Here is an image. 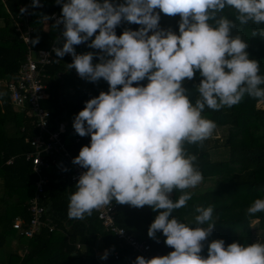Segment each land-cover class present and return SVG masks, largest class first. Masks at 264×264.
I'll use <instances>...</instances> for the list:
<instances>
[{"label": "clouds", "instance_id": "obj_1", "mask_svg": "<svg viewBox=\"0 0 264 264\" xmlns=\"http://www.w3.org/2000/svg\"><path fill=\"white\" fill-rule=\"evenodd\" d=\"M56 2L61 15L52 27L63 25L57 38L62 46L52 51L58 58L70 54L66 67L80 78L103 79L109 86L85 101L73 120L75 132L90 135V144L72 160L85 171L69 196L68 217L84 219L113 201L159 210L148 236L158 240L161 232L172 250L147 259L138 255L134 264H264V242L259 241L225 246L223 239H215L207 255L201 254L216 225L212 206L196 205L192 223L171 216L187 206L193 195L188 189L203 181L197 156L185 144L202 145L213 133L216 124L202 115L205 107L231 108L246 95L264 99L259 62L250 58L239 31L233 34L238 25L251 24V35L264 37V0ZM38 6L39 0H32V7ZM160 12L179 15V34L160 28ZM125 21L140 27L117 35ZM38 42V36L31 40ZM82 43L95 51L78 54L74 46ZM196 72L202 79L193 104L183 82ZM174 190L180 193L175 200L170 198ZM259 212H264V198L247 209L249 216ZM101 259H107V252Z\"/></svg>", "mask_w": 264, "mask_h": 264}, {"label": "trees", "instance_id": "obj_2", "mask_svg": "<svg viewBox=\"0 0 264 264\" xmlns=\"http://www.w3.org/2000/svg\"><path fill=\"white\" fill-rule=\"evenodd\" d=\"M25 1L5 0V7L0 0V19L3 20V25L0 26V79L14 77L24 59L26 48L11 25V16L18 15L19 6ZM41 1L42 8L33 7L30 10L34 36L39 37V42L33 45L34 48L49 47L55 39V30L44 29L43 21L47 20L42 17H50L53 12L61 14V5L56 0ZM113 2L119 3L122 0ZM225 14L233 18L232 10L226 9ZM179 21V15L168 16L160 12V28L171 29L179 34ZM139 27L125 21L117 26L116 34H122L126 28L137 30ZM254 27L251 24L238 25L233 34L239 31L247 41L246 51L250 58L258 60L260 74L264 75V37L252 36ZM57 44L62 46L61 43ZM74 47L82 53L95 51L87 43ZM62 59L60 63L47 66L49 77L43 78L42 82L46 84L48 98L41 105L49 111L50 128L57 129L61 121H67L60 136L75 157L82 146L90 144V135L81 137L75 132L74 117L84 108L85 101L97 96L102 90L107 91L109 86L103 79L89 82L80 78L75 69L66 67L72 58ZM94 62H98L97 57H94ZM74 73V76L70 75ZM201 79L199 72H196L192 80L185 79L183 82L193 104L198 98L196 86ZM146 83L147 80L140 82ZM263 100L246 95L239 104L231 108L224 107L214 111L205 107L202 115L216 124L213 133L202 145L185 144L187 152L197 156L195 164L201 171L203 180L209 178L213 182L210 188L203 191L192 192L194 188L188 189L193 195L187 206L174 210L171 216L192 223L193 221L187 222V219H194L196 205L213 207V220L216 225L203 242L201 254L204 256L207 255L208 244L215 239H223L225 246L234 241L242 244L264 242V212L253 216L247 214L248 207L255 199L264 198V106L257 105ZM32 118L28 111H14L8 92L0 90V250L9 238L14 239L20 248H27V252L23 254L10 248V252L6 251L1 256L0 264H101L95 258L92 248L98 238L110 247L113 246L119 254L118 258H114L111 253L107 254L105 264H134L139 254L126 244L121 247L120 240L102 227L95 210L84 219L68 217L69 196L76 188L75 185L67 183L69 180H61V175L55 168L45 170L48 182L44 186L42 203L46 207L45 216L64 227L65 232H48L43 229L39 234L26 238L12 226L17 216L22 219V227L26 226L29 219L27 207L33 193L35 177L23 153L30 150L24 143V137L37 133V129L34 130L32 126ZM8 124L18 126L19 132L9 136L6 132ZM76 137L79 138L78 141H75ZM179 195L174 190L170 198L175 200ZM158 212L159 210L153 211L149 206L136 208L118 203L115 220L129 233L145 240L153 250H159L162 255H166L172 249L164 243L163 234L157 233L158 240L148 236V228ZM252 220H257L256 229L262 233L259 240L254 236L255 228L250 225ZM76 242L83 243L85 248L76 249Z\"/></svg>", "mask_w": 264, "mask_h": 264}, {"label": "built area", "instance_id": "obj_3", "mask_svg": "<svg viewBox=\"0 0 264 264\" xmlns=\"http://www.w3.org/2000/svg\"><path fill=\"white\" fill-rule=\"evenodd\" d=\"M43 3L39 0L38 8H42ZM21 7H27L26 13H21ZM32 0H26L19 7V20H16V30L23 39L26 52L23 61L20 63L18 72L11 79L5 80L4 91L8 92L11 104L16 108H26L30 115L34 118L37 133L29 139L32 151L26 154V158L32 162V173L35 176V191L28 202L29 219L25 227H22V220L16 217L12 226L19 230L26 238H31L39 234L41 228L46 226L48 231L53 232L56 227L51 223L49 218H43L45 207L42 204L41 197L44 186L48 182V177L44 174V169L55 168L61 175V180H70L76 183L80 174L85 171L79 165L72 163L73 156L68 152L63 144L60 133L64 130L60 125L57 129L50 128L49 111L42 107L41 102L47 97L45 85L41 82V76H44L45 67L55 63H59L53 47H59L53 43L49 48L34 49L31 46V34L33 33V25L31 23ZM61 14L54 12L50 15L49 22L53 25L55 20ZM63 28L60 25L57 29L56 36ZM28 41V42H27ZM78 54L82 53L76 51ZM65 57L72 58L70 54ZM67 169L66 171L64 169ZM116 204L115 201L111 205L103 206L97 209V217L107 231H110L122 243L128 244L133 251L143 255L146 259L153 256L161 255L158 251H153L151 246L140 239L133 233H129L125 228L119 226L115 220ZM80 248V244H76ZM114 258H118V251L109 248ZM106 259H101L100 263L105 264Z\"/></svg>", "mask_w": 264, "mask_h": 264}, {"label": "crops", "instance_id": "obj_4", "mask_svg": "<svg viewBox=\"0 0 264 264\" xmlns=\"http://www.w3.org/2000/svg\"><path fill=\"white\" fill-rule=\"evenodd\" d=\"M41 1V0H40ZM1 2H3V5L5 6V0H1ZM26 2V1H25ZM24 4V3H23ZM21 6V5H20ZM19 6V7H20ZM6 7V6H5ZM54 13V12H53ZM58 13V12H57ZM60 14V13H59ZM11 18H13V20H11V25H12V27L14 28V31L18 34V37L22 40V42H23V44H24V46H25V43H24V41H23V39L20 37V33L16 30V26H15V21L16 20H19L20 18H19V11H18V15H16V16H11ZM42 19L43 20H47L46 22H44L43 21V27H44V29H51V28H53L52 27V24L49 22V19H46V18H44V17H42ZM41 19V20H42ZM3 25V20L2 19H0V26H2ZM54 30H55V39H54V41L52 42V44L53 43H55V44H57V42H56V39L58 38L57 36H56V32H57V29L56 28H53ZM33 32H34V29H33ZM48 32V31H47ZM36 36H34V33H32L31 34V40L33 39V38H35ZM51 44V45H52ZM50 45V46H51ZM58 45V44H57ZM31 46L34 48V46H33V44L31 43ZM49 46V47H50ZM49 47H39V48H49ZM25 48H26V46H25ZM39 48H34V49H39ZM25 52H26V50H25ZM80 52V51H79ZM65 57V56H64ZM63 59L61 58V61H62ZM60 61V62H61ZM59 62V63H60ZM55 64H57V63H55ZM19 66H20V64H19ZM49 66V65H48ZM18 69H19V67H18ZM18 69H17V71H16V73L18 72ZM47 70H48V68H47V66L45 67V71H44V73H45V75L44 76H41V82H42V80H43V78H48L49 77V74L47 73ZM57 74H59V72L57 73ZM70 75H75V73L74 74H70ZM12 77H10V78H5V79H0V90L1 91H4V82H5V80H8V79H11ZM44 85H45V92H46V84L44 83V82H42ZM46 95H47V97L45 98V100L48 98V93L46 92ZM11 103V102H10ZM12 107H13V110L14 111H16V112H27L28 110L26 109V108H24V109H21V108H16V107H14L13 105H12ZM43 107H45L44 105H43ZM46 108V107H45ZM47 109V108H46ZM29 112V111H28ZM29 114H30V112H29ZM28 116V115H27ZM31 116V115H30ZM33 119V122H32V126H33V128H34V130L36 129V127H35V122H34V118H32ZM32 121V120H31ZM63 129H65L66 128V126H67V121H65V120H63V121H61L60 122V124H59ZM7 128H6V132H7V134L9 135V136H13V135H16L18 132H19V127L18 126H14V125H12V124H8L7 126H6ZM22 129H23V127H21L20 128V130L22 131ZM36 134V133H35ZM35 134H33V135H31V136H25L24 137V143L27 145V146H29V148H30V150L29 151H27V152H25V153H23V155H24V159H25V161H29V163H30V165H31V173H32V162L30 161V159H27L26 158V154L28 153V152H31L32 151V147H31V145H30V143H29V139L31 138V137H33ZM79 140V138H77L76 137V139H75V141H78ZM63 144H64V142H63ZM64 146L66 147V149L68 150V148H67V146L64 144ZM68 152L71 154V152L68 150ZM72 155V154H71ZM73 156V155H72ZM74 157V156H73ZM11 160H12V158H11ZM10 161V160H9ZM45 170H48V169H44V174H46L45 173ZM32 175H33V173H32ZM47 175V174H46ZM34 176V175H33ZM35 177V176H34ZM48 177V176H47ZM211 179H207V180H203L196 188H194L193 189V191L192 192H195V191H203V190H206L207 188H210V187H207L206 189H203V187L204 186H209L210 185V183H212L213 181L211 180ZM67 183L68 184H73V185H75L76 183H74V182H71L70 180L69 181H67ZM202 188V189H201ZM34 191H35V185H34V187H33V193H32V195L34 194ZM43 194H42V197H41V201H43ZM31 198V197H30ZM28 202H29V200H28ZM43 204V203H42ZM115 204H116V208H117V206H118V203L117 202H115ZM45 207V206H44ZM27 209H28V207H27ZM28 211V210H27ZM96 211V213H97V210H95ZM29 213V212H28ZM45 214H46V207H45V212H44V215H43V218H49L50 220H51V223L56 227V229L53 231V232H65L64 231V227H62V226H59L58 224H56L54 221H53V219H51L50 217H47V216H45ZM30 215V214H29ZM17 217H19L20 219H21V217L20 216H17ZM22 220V219H21ZM65 224V223H64ZM103 227V226H102ZM43 229H47V227L46 226H44V227H42L41 228V230L40 231H43ZM47 231H48V229H47ZM19 232V231H18ZM48 232H50V231H48ZM20 233V232H19ZM65 235H66V237H68V235H67V233H65ZM140 240H142V241H145V240H143V239H140ZM146 242V241H145ZM76 244H80L81 245V248H77L76 247ZM122 244H126V243H122V242H120V245H121V247H122ZM126 245H128V244H126ZM129 246V245H128ZM113 247V246H112ZM75 248L76 249H79V250H82V249H84L85 248V245L83 244V243H80V242H76L75 243ZM93 248V251H94V255H95V258L97 259V261L100 263V261H101V256L105 253V252H107V254H109V248H111L107 243H105L101 238H98L97 240H96V244L94 245V247H92ZM132 249V248H131ZM19 250L20 251H18L19 252V254H23L24 252H27V248H26V246H24V248H19ZM153 250V249H152ZM133 251V250H132ZM153 251H158V252H160V254L162 255V253H161V251H159V250H153ZM133 252H135V253H137V254H139L138 252H136V251H133ZM140 255V254H139Z\"/></svg>", "mask_w": 264, "mask_h": 264}, {"label": "rangeland", "instance_id": "obj_5", "mask_svg": "<svg viewBox=\"0 0 264 264\" xmlns=\"http://www.w3.org/2000/svg\"><path fill=\"white\" fill-rule=\"evenodd\" d=\"M257 105H259V106H264V100L263 101H260V102H258L257 103ZM211 181V180H210ZM0 186H2L1 184H0ZM212 186V183H210V185L209 186H204L203 187V189H206L207 187H211ZM202 189V188H201ZM1 188H0V193H1ZM182 219V218H181ZM194 219L193 218H188L187 219V222H190V221H193ZM257 220H252L251 221V223H250V225H251V227L252 228H255L254 229V236H255V238L257 239V240H259V238L261 237V235H262V233L260 232V231H257V229H256V227H257ZM10 248L12 249V250H17V251H20L19 250V248H20V246L17 244V242L16 241H14V239H12V238H9L8 239V241H7V244L0 250V260H1V256L2 255H4L5 254V252L7 251V252H10ZM17 248V249H16ZM19 253V252H18Z\"/></svg>", "mask_w": 264, "mask_h": 264}]
</instances>
